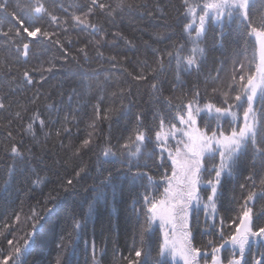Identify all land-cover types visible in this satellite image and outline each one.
Masks as SVG:
<instances>
[{
  "label": "snow or ice",
  "instance_id": "obj_1",
  "mask_svg": "<svg viewBox=\"0 0 264 264\" xmlns=\"http://www.w3.org/2000/svg\"><path fill=\"white\" fill-rule=\"evenodd\" d=\"M110 239L264 264V0H0V264Z\"/></svg>",
  "mask_w": 264,
  "mask_h": 264
},
{
  "label": "trees",
  "instance_id": "obj_2",
  "mask_svg": "<svg viewBox=\"0 0 264 264\" xmlns=\"http://www.w3.org/2000/svg\"><path fill=\"white\" fill-rule=\"evenodd\" d=\"M145 38H147V37H145ZM72 39L75 40L76 39V36L73 35L72 36ZM37 79H39V77H37ZM55 83H56V80L55 79L50 80L49 81V84L44 85V88L41 89V90L42 91H47L49 89V86L52 85V84H55ZM125 215H126V213L123 211V205H122L121 206V224H122V227H121V230H120V233H119L118 238L117 237H113V238H115L117 240V243H118L120 249L126 254L127 253V247H126V245L131 243V239H130V237H126V235H125V229L123 227ZM102 242L103 241L101 240V243ZM50 246H51V244H50ZM107 248H108L109 264H110V260H111V249H112L111 239L109 240V242L107 244Z\"/></svg>",
  "mask_w": 264,
  "mask_h": 264
}]
</instances>
